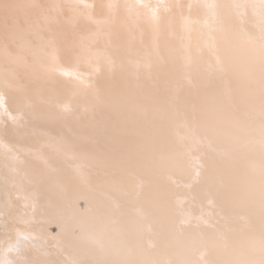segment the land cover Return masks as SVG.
<instances>
[{
    "label": "snow or ice",
    "instance_id": "1",
    "mask_svg": "<svg viewBox=\"0 0 264 264\" xmlns=\"http://www.w3.org/2000/svg\"><path fill=\"white\" fill-rule=\"evenodd\" d=\"M0 264H264V0H0Z\"/></svg>",
    "mask_w": 264,
    "mask_h": 264
},
{
    "label": "bare ground",
    "instance_id": "2",
    "mask_svg": "<svg viewBox=\"0 0 264 264\" xmlns=\"http://www.w3.org/2000/svg\"><path fill=\"white\" fill-rule=\"evenodd\" d=\"M120 2H125V0H120ZM155 2V0H153ZM169 2H179L183 4H197L203 2V0H169ZM217 2L224 3L227 2V0H217ZM128 37L125 35L122 37L123 41H126ZM151 33L146 28L143 30H137L135 33V39H134V47H122L121 48V54L117 56V62L125 61L126 62V53L131 51L133 54H142L144 48L151 43ZM115 48L116 45H113ZM167 71V69H165ZM112 79L109 77L107 73L103 74L101 76L102 81H108ZM115 80L122 84L123 86H127V79H121L119 74L115 77ZM57 132L62 133L65 137L72 139L74 141L80 142H88L93 137V126L89 124L88 121H81L75 118H71L70 122L65 125L62 123H57L53 126ZM150 191V188L146 186L145 188V195H147ZM94 195L92 192H86L85 196L88 198H91V196ZM145 243H147V238L145 240Z\"/></svg>",
    "mask_w": 264,
    "mask_h": 264
},
{
    "label": "water",
    "instance_id": "3",
    "mask_svg": "<svg viewBox=\"0 0 264 264\" xmlns=\"http://www.w3.org/2000/svg\"><path fill=\"white\" fill-rule=\"evenodd\" d=\"M54 227V226H53Z\"/></svg>",
    "mask_w": 264,
    "mask_h": 264
}]
</instances>
